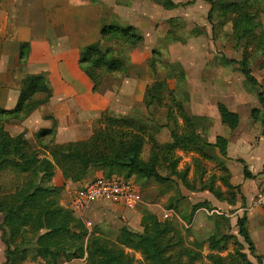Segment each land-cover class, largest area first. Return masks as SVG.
<instances>
[{
	"label": "trees",
	"instance_id": "16d2710c",
	"mask_svg": "<svg viewBox=\"0 0 264 264\" xmlns=\"http://www.w3.org/2000/svg\"><path fill=\"white\" fill-rule=\"evenodd\" d=\"M128 1L120 0L122 3ZM154 1L160 2L166 8L180 5L173 0ZM206 1L210 3L207 19L214 28L215 15L219 9L224 13L228 10L237 13L236 20L244 21L250 17L248 11L252 0ZM255 2L264 11V0ZM176 22L180 23L179 19H170L172 29H169L168 35L173 33ZM143 41L144 35L133 25L103 24L101 39L80 51L81 66L94 82V88H97L106 76L128 74L131 63L124 53L123 46L140 44ZM256 41L264 52V34ZM27 46V43L22 44V60L27 57ZM156 52L155 50L154 53ZM220 63L239 65L250 77L249 83L254 87L260 86L247 61L223 56ZM151 65L154 66L153 63ZM174 65L178 68L175 76L184 74V70L180 69L177 63ZM22 81L16 106L13 109L0 108V172L11 170L17 175L30 174V177L9 195L10 199L4 198L5 201H0L2 210L7 212L0 224L1 238L6 246L4 264H23L32 245L35 246V257L42 258L46 264H60L61 261L76 258H84L83 264H132L129 255L132 250L141 253L143 259L139 264H192L201 256L200 250L205 244L210 249L207 257L215 264H264V253L257 252L246 215L237 219L238 233L248 244L250 253L257 260L256 263L248 260L244 253L236 252L231 255L229 261L215 253L216 250L225 249L232 237L228 232L221 231V226L225 221H229V218L222 215L214 216L215 227L206 240H200L194 233L192 245L188 247L177 221L162 220L157 214L144 208L142 230L125 225L120 245H111L98 235V229L88 234L83 221L75 216L73 209L60 203L65 188L52 183L56 167L60 168L66 179L74 182L81 181L87 174L98 170L101 172L96 176L124 175L136 181L140 187H143L148 179L168 185L174 182L173 176L186 180L187 170L178 168L181 161L178 150L198 155L195 158L197 164H202V158L217 161L221 170L228 174L222 175L220 179L229 188L240 191L241 185L233 184L229 180L231 175L226 163L229 133L219 134L214 143L204 137L205 118L190 111L185 102L190 96L188 91H174L167 79L153 82L145 91L144 102L147 113L150 114L157 104L162 103L164 91L166 96H169L170 103L165 116L166 124L171 130V142L161 143L153 134H149V122L144 120L142 114L133 112L120 116L106 112L95 122L89 138L56 143L54 122L52 127L42 128L37 132L41 147L36 148L24 133L11 135L5 129L4 121L27 117L39 105L49 102L53 90L48 76L44 73L27 74ZM257 94L261 108H253L251 114L253 119L262 124L264 134V92L257 90ZM217 106L221 122L227 129L238 127L240 115L221 101ZM147 138L151 140L152 148L150 157L145 160L141 155ZM211 146L219 149L218 154L214 155L208 150ZM161 168H165L168 174L163 175ZM244 174L245 177H254L247 166L244 167ZM207 189L217 196L222 192L219 187H215L213 181L207 185ZM163 192L165 191H161ZM175 196L168 198V207H178ZM193 214L194 211L190 214L182 212V217L191 221Z\"/></svg>",
	"mask_w": 264,
	"mask_h": 264
},
{
	"label": "crops",
	"instance_id": "0c3cea01",
	"mask_svg": "<svg viewBox=\"0 0 264 264\" xmlns=\"http://www.w3.org/2000/svg\"><path fill=\"white\" fill-rule=\"evenodd\" d=\"M173 1L180 5L166 8L154 0H129L128 3L120 0H0V108L13 109L16 106L22 80L27 74H46L53 90L49 102L39 105L27 117L6 119L5 129L11 135L24 133L35 147L40 148L37 132L52 127L54 122L56 143L83 140L92 135L94 124L103 113L124 116L145 106V91L157 76L150 66L154 51L157 47L165 50L167 46L173 45L160 44L170 29V19L182 20L186 29L191 19L196 20L195 15L202 16V20L207 18L210 9L206 0ZM188 1H192L189 2L192 6L182 5ZM197 9H201L200 12ZM184 19H188L187 24ZM110 23L135 26L144 35V41L124 45L131 63L128 74L106 76L94 88V82L81 66L80 51L99 41L103 24ZM24 43L28 45L27 57L22 60L20 52ZM207 84L196 85L198 92L206 88ZM200 96L206 95L200 93ZM223 103L240 115L238 127L230 129L228 134L226 163L231 182L241 185L250 233L259 253H264V206L255 204V196L264 186V134L262 124L253 119L251 114L253 108L261 106H253L243 116L236 107ZM245 166L254 177H245ZM94 176L91 172L81 181L74 182L66 179L60 168L56 167L52 183L65 189L69 184L74 191ZM150 180L154 179L146 180V184ZM14 192L15 189L4 192V188L0 187L2 199ZM167 196H163L162 200L166 201ZM71 200L72 193L67 190L60 203L70 207ZM144 204V208L155 214L163 209L161 204L157 205L160 209H156L155 204L146 200ZM6 213L0 206V224ZM142 213L143 209L134 210L114 201L98 200L89 206L86 218L93 220L100 216L110 219L115 215L129 220L131 228L142 230ZM32 246L23 264L45 263L42 258L35 257V246ZM5 249L0 232V264L6 260ZM79 260L83 262L84 258Z\"/></svg>",
	"mask_w": 264,
	"mask_h": 264
},
{
	"label": "rangeland",
	"instance_id": "374dc122",
	"mask_svg": "<svg viewBox=\"0 0 264 264\" xmlns=\"http://www.w3.org/2000/svg\"><path fill=\"white\" fill-rule=\"evenodd\" d=\"M182 5L192 6L189 3H183ZM197 10L200 12L201 9ZM248 12L250 17L242 21L236 20V17H238L237 13L229 10L224 13L222 9H219L214 19L215 28L207 18L202 20V16H197L198 14L195 15V12H192L191 14L196 16V20L191 19L190 26L186 29L182 20H179L180 23L176 22L173 33L168 35L169 30L163 36L164 43L160 41L162 45H173L167 46L165 50L157 47V52L154 53L151 60L154 64L153 67L150 62L151 71L157 74L155 81L167 79L170 88L180 93L193 91L189 98L185 95L188 98L185 102L193 114L205 118L203 119V124L206 127L203 130V135L208 141L213 143L219 134L230 133V130L220 122L217 106L219 101L227 102L236 107L242 112L243 116L253 106H261L257 90L264 92V52L263 48L258 47L256 40L264 34V11L257 5L255 0H252V6ZM184 17L183 15L182 18ZM184 20L187 24L188 19ZM170 29L172 28L170 27ZM254 36L256 37L254 38ZM123 50L126 53L125 46H123ZM223 56L247 61L253 75L259 80L260 86L254 87L250 84V77L241 70L239 65L221 64L220 61ZM174 63H177L180 69L184 70V74L176 75L177 77L174 75L175 71L178 70ZM189 77L192 81L191 83H189ZM201 83L208 84L206 88H201L198 92L196 85ZM200 93L206 96L201 97ZM168 103H170V99L164 91L162 103L157 104L151 114L147 113L146 104L145 106L142 105L138 111H135L139 115L142 114L144 120L149 122V134H153L161 143L172 141L171 130L166 124L167 119L165 116ZM31 144L33 145V143ZM151 148L152 142L147 138L141 155L143 159L147 160L150 157ZM208 150L216 155L219 149L211 146ZM178 153L181 155L178 168L187 170L186 180L173 176L174 182H170L168 185H162L156 180H150L147 184H144V190L141 186L144 200L150 204H155L156 209L159 208L157 205L161 204L163 209H159L163 213L164 210H173V213L167 217H164L161 211L156 213L162 220L177 221L184 235L185 244L188 247L192 245L194 233L199 236L200 240H206L211 235L215 227L214 216L216 214L229 218V221H225L221 226V231L228 232L232 237L225 249L216 250L215 253L224 257L226 261H229L231 255H235L236 252L244 253L248 260L256 263L257 260L250 253L248 244L238 233L237 219L242 215H246L247 212L242 191H238L236 188H229L224 184L220 177L222 175L228 176V174L221 170L217 161L202 158V164H197L195 158L198 155L180 150H178ZM160 170L163 175L168 174L165 168ZM98 172L101 171L94 170L93 174L97 175ZM29 175L28 173L17 175L16 172L11 170L0 172V187L4 188V192H11L12 189L16 190L30 177ZM229 180L231 181L230 177ZM211 181H213L215 187H219L222 191L220 196L207 189V185ZM262 187L263 185L260 189ZM66 191L65 189L62 192L60 200ZM161 191L165 192L161 193ZM9 195H5L7 197L4 196V198H9ZM165 195H168V198L176 195L175 203L178 207H168L169 199L167 198L166 201L162 200ZM4 198H1V202L5 201ZM144 207L145 204L142 209ZM192 211H194V214L191 221H187L182 217V212L190 214ZM92 219L95 224L94 229H98V235L111 245H120L125 225L130 226L129 220L125 221L123 218L115 217V215L110 219L100 216ZM137 228L141 229L140 227ZM200 251L202 253L201 256L194 260L192 264H215L207 257V254L210 253L207 244ZM257 252H260L258 248ZM129 255L131 256L132 264H139L143 259L141 253L133 250L129 252ZM80 261L79 258H76L70 261H61L60 264H79L84 263L85 259L83 262ZM26 263L29 264L28 262ZM45 263L41 261L40 264Z\"/></svg>",
	"mask_w": 264,
	"mask_h": 264
},
{
	"label": "built area",
	"instance_id": "2783aa9c",
	"mask_svg": "<svg viewBox=\"0 0 264 264\" xmlns=\"http://www.w3.org/2000/svg\"><path fill=\"white\" fill-rule=\"evenodd\" d=\"M66 190L72 193L71 208L76 217L83 221L88 234L94 231V222L86 218L89 206L98 200H110L127 206L130 209H142L145 200L140 185L124 175H99L93 177L87 184L80 186L74 191L70 185ZM255 204L264 206V186L255 196ZM173 213L168 209L162 212L164 217Z\"/></svg>",
	"mask_w": 264,
	"mask_h": 264
}]
</instances>
